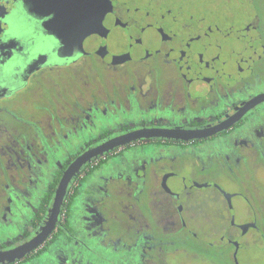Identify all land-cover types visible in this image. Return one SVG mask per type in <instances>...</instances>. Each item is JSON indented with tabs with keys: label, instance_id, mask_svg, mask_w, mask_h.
<instances>
[{
	"label": "flooded vegetation",
	"instance_id": "af4514ba",
	"mask_svg": "<svg viewBox=\"0 0 264 264\" xmlns=\"http://www.w3.org/2000/svg\"><path fill=\"white\" fill-rule=\"evenodd\" d=\"M140 1L0 0V210L29 222L0 249L39 232L65 170L86 150L143 127L214 125L264 93V0H239L246 15L233 76L211 54L205 75L195 65L192 13L180 18L175 6L144 0L134 16ZM90 132L38 196L45 158ZM208 198L233 223L243 211L241 226H255L261 240L264 100L207 138L139 139L92 157L69 181L48 238L6 264H243L241 239L214 249L219 240L187 222L186 210Z\"/></svg>",
	"mask_w": 264,
	"mask_h": 264
},
{
	"label": "rangeland",
	"instance_id": "374dc122",
	"mask_svg": "<svg viewBox=\"0 0 264 264\" xmlns=\"http://www.w3.org/2000/svg\"><path fill=\"white\" fill-rule=\"evenodd\" d=\"M161 2V7L163 8H165V5L169 7L175 6V13L180 18H186L191 13L196 18L193 27V34L195 36L189 38L187 41L189 44L188 52L190 57L195 61V65L198 68H203L201 71L203 75H205L207 67L206 58L208 54L214 56L217 64H220V62L224 63L222 65H225L230 76L236 74L239 63L237 58L239 57V49L242 43V38L238 39L236 37V29L240 26V23L242 24L244 22L246 15L244 11L245 6L242 2L239 0H190L192 8L188 2L185 3V0H161ZM140 5H142V7H139V10L132 9V14L134 16L144 13L145 1L141 0ZM169 14L172 15V13ZM209 24H218L222 30L224 29V34H220L214 30L208 33L201 29L204 28L203 25L207 27ZM182 39L183 38H181V40ZM196 85L197 84H193L192 87L194 88ZM92 138L93 133L90 132L87 136L79 138L75 140L73 144L68 145L66 147V150L69 149L68 151L56 153L53 157L49 155V158H45V160L49 161L50 166L45 176L42 179L39 178L40 181L38 180L41 183V185H37L38 189L36 192L38 196H41L49 185L48 181L55 173V163L62 162L69 152L80 148L82 143L84 144V142ZM260 158L261 156H258L257 160H260ZM115 159H119V157ZM35 202L32 201L33 204L31 209ZM205 202L206 201L203 203L201 202V204L197 203L191 210L190 207L186 210V220L191 228L202 235L207 234L210 236V239L215 237L216 240H219L217 244L212 243L213 248L218 250H230L231 247H233V242L230 241L231 237L241 239L242 244L240 245H244L240 249V257L243 264H264V242L260 243L261 240L264 241V232L260 240V235L256 232L255 226L246 223L242 227L241 223L246 221V218L243 216V211H240L241 214L238 215L237 222L233 223L231 221V211L219 210V202L210 200V198H208L207 205H205ZM12 210L14 211L10 214H4L2 210H0V246L4 242L9 246L11 242L8 241L12 240L14 235L22 232L29 223L25 220L19 221L20 219L15 216L16 209L12 208ZM244 213V215H249L248 213L246 214V212ZM10 218L12 222H9ZM240 233H242V236H238ZM221 235L225 236L222 240H220V238H222ZM200 244L206 246L205 243ZM219 259L223 261V263L224 259L228 260L226 256L221 254ZM225 262L228 263V261Z\"/></svg>",
	"mask_w": 264,
	"mask_h": 264
},
{
	"label": "water",
	"instance_id": "95a60500",
	"mask_svg": "<svg viewBox=\"0 0 264 264\" xmlns=\"http://www.w3.org/2000/svg\"><path fill=\"white\" fill-rule=\"evenodd\" d=\"M263 100L264 93L247 101L236 114L207 127L193 129H186L182 127H143L114 136L104 141L102 144L86 150L81 155H79L65 170L64 175L56 189L54 203L50 209V214L46 223L41 226L39 232L32 239L26 241L25 243L10 249H0V264L14 263L25 258L48 238L56 226L69 181L74 175L80 172L81 166L87 161H90L92 157L103 155L108 151L114 150L115 148L132 143L139 139L168 138L190 141L207 138L222 130L230 128V126L233 125V123L237 121L243 115V113Z\"/></svg>",
	"mask_w": 264,
	"mask_h": 264
}]
</instances>
